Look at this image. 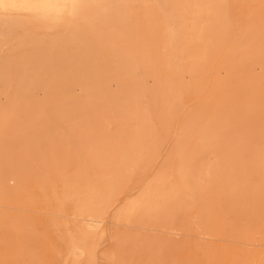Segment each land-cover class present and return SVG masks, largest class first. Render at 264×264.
I'll return each instance as SVG.
<instances>
[{"label": "rangeland", "instance_id": "374dc122", "mask_svg": "<svg viewBox=\"0 0 264 264\" xmlns=\"http://www.w3.org/2000/svg\"><path fill=\"white\" fill-rule=\"evenodd\" d=\"M0 264H264V0L0 8Z\"/></svg>", "mask_w": 264, "mask_h": 264}, {"label": "bare ground", "instance_id": "6f19581e", "mask_svg": "<svg viewBox=\"0 0 264 264\" xmlns=\"http://www.w3.org/2000/svg\"><path fill=\"white\" fill-rule=\"evenodd\" d=\"M29 0H0V8H19L25 7Z\"/></svg>", "mask_w": 264, "mask_h": 264}]
</instances>
